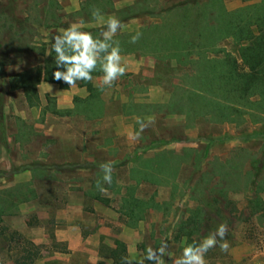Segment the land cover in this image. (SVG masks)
Instances as JSON below:
<instances>
[{"label":"rangeland","instance_id":"1","mask_svg":"<svg viewBox=\"0 0 264 264\" xmlns=\"http://www.w3.org/2000/svg\"><path fill=\"white\" fill-rule=\"evenodd\" d=\"M37 1L0 0V6L8 11L13 8L17 16L23 17L25 9ZM61 1L63 5L69 2ZM82 1L79 0V5ZM111 1L116 3L115 6L112 5L115 11L131 1H136L132 5H136L137 10L142 4L161 11L184 0ZM222 1L228 11L248 3L243 0ZM62 3L58 2L60 10L57 13L61 23L67 28L81 18L68 17L75 11L66 12ZM71 5L74 6L75 3ZM106 8L103 13L106 18L110 15L117 17V14L109 11L108 6ZM135 17L138 19L122 21L127 27L117 34L159 22L156 17L145 13H137ZM86 24L88 27L84 31L95 26L94 21H87ZM65 26L37 27L40 39L32 40L42 44L43 56L29 50H25L22 55L15 52L11 54V49L0 39V60L6 63L5 71L11 73L41 64L50 50L51 36L59 34ZM220 45L232 55L238 56L231 39L223 40ZM214 55L215 52L208 53L210 57ZM143 57L164 64L165 67L157 77L147 79V83H157L164 90H151V95H147L146 90L141 96L143 100L138 102L136 99L140 96H136V89L122 86L123 93L129 95L127 103L121 109L113 103L109 107V112H137L136 116L141 119H145L142 114H156L155 123L141 133L139 142L126 139L127 143H119L118 148L112 152H95L90 149L94 158L88 160L84 159L88 150H81L78 144L81 127L59 124L56 129L46 131L45 134L42 133L43 129H34V124L44 122L45 117L41 115L20 122L10 115L7 122L4 120L0 124V190L9 187L17 189L23 184V189L20 187L19 190L28 187L33 190L34 195H28L26 201L0 213V232L3 234L0 237V264H13L22 244L17 239V234L40 245V256L35 261L45 258L43 264H114L110 254L115 248L116 237H133L134 234L140 237L135 248L137 256H142L148 247L158 248L162 239H167V235L171 233V238L167 239V251L173 257H179L186 237L174 239L176 228L179 223L186 221L190 208L197 204L201 206L205 221L198 224L192 242L198 243L215 232L221 223L228 227L225 237L230 245L228 251H221L219 245L210 249L205 255L207 264H264V220L248 215L245 201L246 195L253 193L255 188L264 197V123L252 122L248 117L237 123L212 122L207 118L194 119L185 117L184 114L166 112L164 106L168 102L172 86L179 82L181 67L172 60L162 61L148 55ZM123 76L128 80L129 74ZM6 80L7 77L0 79V112L3 109L10 112L28 108H32V112L38 110L39 107L23 104L19 91L8 92ZM107 96L110 98V94ZM113 96L111 94V98ZM46 102L50 112L49 108H52L54 102L49 99ZM96 109L99 110V107ZM102 111L103 103L100 112ZM137 126L139 125L135 121V131H138ZM4 147H7V152ZM160 152H166L174 175L161 183L145 180L142 178L143 168L146 170L153 165L155 155ZM105 154L107 155L104 156ZM100 158L106 159V163H113L110 185L103 181L101 163L94 161ZM36 167L46 169L37 171ZM82 168L87 170L83 171ZM254 173L256 176L251 175ZM97 181H100L106 192L99 191ZM127 188L134 189L133 194L138 198H153L161 209H147L143 219L137 221L129 219L119 208L121 197ZM221 193L226 195V200L221 198ZM3 204L4 202L1 205ZM217 211L221 212L219 217ZM66 225L68 229L65 235L72 240L77 237L91 238V243L85 248L87 252L97 254V261L76 260L65 242L56 241L57 227L63 228ZM74 246L84 247L79 244ZM55 255L57 257L54 258ZM165 260L166 264H171L167 256Z\"/></svg>","mask_w":264,"mask_h":264},{"label":"trees","instance_id":"2","mask_svg":"<svg viewBox=\"0 0 264 264\" xmlns=\"http://www.w3.org/2000/svg\"><path fill=\"white\" fill-rule=\"evenodd\" d=\"M243 1L248 3L233 11L225 9L222 0H184L161 11L142 4L138 10L136 5H129L115 11L111 0H83L79 10L68 17H80L85 22L94 21L92 11L99 9L103 14L106 6L109 11L117 14L121 22L133 18L137 13L156 17L159 22L139 27L137 31L142 36L138 42L131 43V37L137 31L120 32L114 39L119 41L123 55L154 56L162 61H175L181 67L179 82L172 86L170 97L164 106L166 112L184 114L185 117L194 119L207 118L212 122L237 123L248 117L252 122L264 123V0ZM9 10L0 6V39L11 49V54L15 52L22 55L25 50H29L43 56L42 44L32 40L39 38L37 27L65 26L57 13L60 5L55 0H38L25 9L23 17L17 16L13 8ZM85 31L99 37L102 29L93 27ZM225 39L233 41L238 56L221 48L220 44ZM213 52L216 55L208 56V53ZM5 66L6 63L0 60V79L7 77L9 90H20L28 107H41L37 90L40 83L64 84L53 78V72L57 70L54 52L47 54L41 64L16 72L7 73ZM92 75L96 77L102 73L97 70ZM79 86L86 87L88 96L85 99L75 96L71 110H55V104L49 109L60 115L100 112L102 87H90L89 82L84 81H79ZM46 99L53 101L48 96ZM47 109L48 105H45L41 107V112ZM2 117L1 111L0 124ZM155 157L156 161L146 169L148 171L141 166L144 169L142 178L161 183L174 175V169L168 164L166 152H160ZM36 169L42 171L46 168ZM251 175L254 176L255 173ZM22 185L17 189L9 187L0 190V213L26 201L28 195L34 196L31 188L24 187V190H19ZM255 189L245 197L246 209L248 215L264 220V197L259 195L258 188ZM132 190L134 191L132 188L126 189L119 207L120 212L129 219L137 221L143 219L147 209H161L153 198H138ZM96 198L104 201L99 196ZM221 198L226 200V195L223 193ZM220 214L217 211L218 217ZM203 215L199 204L190 208L186 221L179 223L176 228L174 239L186 237L185 242L192 243L191 239L196 236L198 224L205 221ZM1 235L2 232L0 237ZM16 236L22 244L13 264H33L40 256V245L22 238L19 234ZM114 245L110 258L114 264H123L122 258L127 256L126 245L120 240H115Z\"/></svg>","mask_w":264,"mask_h":264},{"label":"crops","instance_id":"3","mask_svg":"<svg viewBox=\"0 0 264 264\" xmlns=\"http://www.w3.org/2000/svg\"><path fill=\"white\" fill-rule=\"evenodd\" d=\"M81 1V0H80ZM58 2L62 3L61 0ZM136 2V1H135ZM134 1H131L130 3H126L121 5V8H125L126 6L136 4ZM74 4L72 6L71 4ZM114 6L116 3H113ZM63 5V3H62ZM78 5L79 9V0H69L68 3L64 4V9L71 8V11H77L76 7ZM115 9H117L115 7ZM138 19V17H133L131 20ZM96 27V26H92ZM138 29H129L125 30L126 32H134ZM123 31V32H125ZM126 60V66L127 71L126 74H129L128 80L125 78L126 76L120 77L111 88L103 87L100 85L99 77L96 76L93 77V80L89 82L90 87H102V91L100 93V100L103 103V111L102 112H72L70 115H60V113L48 112V109L46 112H39L41 110V107H45L47 105L46 102V96L51 98L55 104V110H68L73 108V98L79 97L82 99H85L88 96V91L85 86H79V81L77 82L76 88H69V85L64 83L63 85H59L56 83H48V82H42L38 85V95L40 98L41 107L38 108V112L35 110L32 112V108L28 109H21L19 112H10V110L3 109V117L2 122L5 120L7 122V119L10 115L15 116V120L21 121V120H32L33 116L39 117L44 116V122H38L37 124H34V129L36 131H42V133L46 131L49 132L51 129H56L59 124H64L65 126L69 127H81L82 132H80V140H79V147L81 150H88V154L84 155V159H93L94 154H90V149L94 150L95 152L100 151H108L112 152L114 149L118 148L119 143H127L126 139H129L127 136L128 132H134L135 129L133 128V124L136 121L137 118V112H109V107L113 103V105H118L119 109L122 108L123 105H125L129 99V95L126 93H123L122 86L127 87V89H136L137 95L140 96L136 100L140 102V100H143V96L146 93L147 95H151V90L161 88L164 90V87H161L157 83H147V79L151 77H157L159 73L162 72L163 68L165 67L163 63H159L156 60H151L149 57H143L138 54H127L123 55ZM145 81V82H144ZM7 85V91L13 92L9 90L8 80L5 81ZM49 85L52 86V90L49 91ZM140 90H139V89ZM19 91L20 95L22 97V103L25 104L22 92ZM109 92V93H108ZM110 94V98L107 96ZM111 94H114V96L111 98ZM8 96V95H7ZM113 102H111V100ZM152 99V98H151ZM166 100V99H165ZM151 101V100H150ZM164 102V101H162ZM9 107V104H8ZM27 107V106H26ZM16 109V108H15ZM29 110V112H28ZM32 114H31V113ZM99 113V114H98ZM31 114V115H30ZM156 114H142L143 118L147 119L148 117H155ZM16 121V122H17ZM8 126V124H6ZM137 130H139V126H137ZM49 135V133H47ZM139 142V141H138ZM159 142L163 143V140H160ZM14 145V142H11ZM8 145H10L8 143ZM4 150L7 152V147H4ZM105 154L104 156H106ZM117 158V157H116ZM95 163H106V159L102 160V158L94 159ZM109 162V161H107ZM81 170L86 171L87 168H82ZM27 171V170H25ZM24 171V172H25ZM15 173H13V176ZM103 227V226H102ZM66 229H68V225L65 227H57L55 231V239L58 242H65L68 245V249H70L72 252L71 254L75 255L76 260L82 259L83 261H91L95 262L99 258L97 254L94 252H87L85 246L88 245V243H91V238L89 237H77L74 240H72L70 237L65 235L67 233ZM116 240H120L126 245L127 254H129L130 250H135L136 245L140 241V237L136 236L134 234L133 237H129L127 235H120L116 237ZM74 244H79L82 247H75ZM97 244V243H95ZM79 252H75V251ZM56 254V253H54ZM54 258L57 257V255L53 256ZM45 258L41 260L35 261L33 264H43V261Z\"/></svg>","mask_w":264,"mask_h":264},{"label":"clouds","instance_id":"4","mask_svg":"<svg viewBox=\"0 0 264 264\" xmlns=\"http://www.w3.org/2000/svg\"><path fill=\"white\" fill-rule=\"evenodd\" d=\"M76 10L78 5L75 6ZM71 12V9H65ZM92 18L95 26L102 29L100 36H94L90 31L83 29L88 27L85 21L70 24L67 28L60 30L57 35L51 36V51L55 53V64L57 70L53 72V78L56 81H62L69 85V88H76L78 81L91 82L92 73L99 70L102 75L99 77L100 85L111 88L113 84L126 74L127 66L125 57L121 55L119 41L115 40L116 34L124 30V25L115 15L107 18L99 9L92 11ZM142 33L137 31L131 37V43H136L141 38ZM63 68L64 70H59ZM52 86L49 85V91ZM139 130L128 132L130 140L138 141L141 133L151 124L155 123V117H148L146 120L140 117L136 118ZM103 175V181L107 184L112 183L113 163L111 161L100 165ZM97 188L101 193L107 190L97 181ZM228 232L226 224L221 223L215 232L208 234L198 243H185L179 257L167 251V239L171 238V233L167 239H162L158 248L148 247L142 256H137L134 250H130L129 255L123 257V264H166L165 257L171 260V264H207L206 253L219 245L223 252H227L230 245L225 239ZM111 264V262H109Z\"/></svg>","mask_w":264,"mask_h":264}]
</instances>
